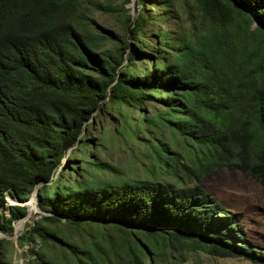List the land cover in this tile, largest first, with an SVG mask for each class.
Segmentation results:
<instances>
[{"label": "trees", "instance_id": "1", "mask_svg": "<svg viewBox=\"0 0 264 264\" xmlns=\"http://www.w3.org/2000/svg\"><path fill=\"white\" fill-rule=\"evenodd\" d=\"M155 5L165 10L153 17ZM91 6L116 11L105 0H0V199L20 201L0 210L7 236L0 264L39 184L41 212L18 238L36 264H105L111 255L145 264L156 247L184 245L264 260L244 241L242 215L202 184L204 175L234 168L264 185V0H194L190 32L150 27L166 21L173 0H137L140 15H127L125 37L101 26ZM106 103L142 115L140 122L128 114L116 131L178 181L126 178L94 152L75 163L90 142L86 122ZM128 119L143 125L135 135L123 127ZM161 129L200 153L195 185L184 184L191 166L158 136ZM92 164L123 183H88L83 173ZM38 238L46 250L31 244Z\"/></svg>", "mask_w": 264, "mask_h": 264}, {"label": "rangeland", "instance_id": "2", "mask_svg": "<svg viewBox=\"0 0 264 264\" xmlns=\"http://www.w3.org/2000/svg\"><path fill=\"white\" fill-rule=\"evenodd\" d=\"M110 2L115 8V12L105 13L96 10L91 6V15L95 17L97 22L104 28L118 32L123 37L128 35L126 26L127 15L134 14L135 17L140 15V8L137 6V0H105ZM194 0H173L172 11H168L167 19L164 22L156 21L150 23V27L162 28L163 30L175 28L178 31H188L193 27V10ZM162 10H165L160 5L150 7L149 11L154 17ZM148 34V33H147ZM134 44V42H133ZM146 66L150 67V61H147ZM163 95V93H161ZM143 110L146 113H153L155 109L152 105H145ZM128 114H134L141 122V116L138 112H131V109L117 104L106 103L104 109H101L93 114L91 120L86 122V127L89 124V129L85 130V136L90 140L87 147L77 151L75 163L84 165L88 160L89 153L94 152L101 160L114 165L121 170V173L126 178H167L172 181H178L179 178L173 175L162 173L156 169L158 161L151 155L144 151L143 147L136 139H130L128 134L124 131L119 133L116 128H120ZM140 118V119H139ZM135 120H127L124 123V129L131 135L134 130H141L142 124H135ZM158 136L167 141L171 150H179L184 156V162L191 166L189 171L184 169L183 179L185 185L193 186L197 183V176L193 173L196 167L200 165L201 158L197 156L192 148V152L184 149V142L178 139L177 135L169 129H161ZM73 149H70L66 157L62 160V165L59 170L66 166L68 156L73 154ZM173 154V153H172ZM170 154V155H172ZM95 159V158H94ZM81 170V169H80ZM78 169H75L67 174L70 181L73 182L75 178H79L77 174ZM186 173V174H185ZM190 173L191 177L187 176ZM77 175V176H76ZM85 180L93 185L104 186L107 183L121 184L123 179L113 177V174L99 166L92 164L86 168L83 173ZM68 183V182H66ZM64 185L65 183H61ZM202 184L205 189L215 196L219 201L226 205L230 211L240 213V225L244 230V241L250 247L262 252L264 257V185L252 179L249 174L234 168L221 169L213 173L204 175ZM36 200L29 202V214L35 219L38 218L40 211L37 209ZM17 200L11 196L0 199V209L4 210L5 205L18 204ZM31 217H25L16 225L17 231L27 228V223L31 222ZM21 233V234H22ZM21 234L8 236L10 242L5 244L3 259L7 264H36L28 250V245L22 246L19 242ZM6 237L5 234L0 233V238ZM31 244L36 246L39 250H46V246L38 238L31 241ZM150 251L149 256L144 258L145 264H264V260H250L246 257H219L211 255L202 250H195L192 246H181L179 249L171 250L170 246L156 247ZM157 261H153V259ZM105 264H126V262L115 255H111V260Z\"/></svg>", "mask_w": 264, "mask_h": 264}, {"label": "water", "instance_id": "3", "mask_svg": "<svg viewBox=\"0 0 264 264\" xmlns=\"http://www.w3.org/2000/svg\"><path fill=\"white\" fill-rule=\"evenodd\" d=\"M40 186H41V184H39V185L34 189V191H33L32 195H31L30 199H29L27 202L23 203V205H26L27 208H28V213H27V215H26L25 217H31L30 214H29V213H30V212H29V202L32 201V200H36L37 209L41 212V209H40L39 206H38V191H39ZM17 201H18V200H17ZM18 202H20V201H18ZM0 210H1V209H0ZM25 217H24V218H25ZM24 218H22V219H24ZM22 219H20V220H22ZM20 220H18V221H20ZM18 221H17V222H18ZM22 231H23V229L20 230V231H17V229H16V223H15V234H16V235H19V234L22 233ZM6 237H7V236H6ZM8 238H9V237H8Z\"/></svg>", "mask_w": 264, "mask_h": 264}, {"label": "bare ground", "instance_id": "4", "mask_svg": "<svg viewBox=\"0 0 264 264\" xmlns=\"http://www.w3.org/2000/svg\"><path fill=\"white\" fill-rule=\"evenodd\" d=\"M36 205V204H35Z\"/></svg>", "mask_w": 264, "mask_h": 264}]
</instances>
